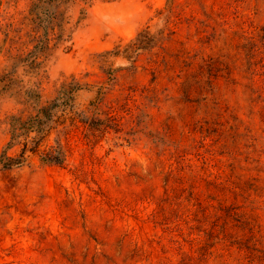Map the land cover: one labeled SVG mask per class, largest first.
Masks as SVG:
<instances>
[{"label":"rangeland","instance_id":"rangeland-1","mask_svg":"<svg viewBox=\"0 0 264 264\" xmlns=\"http://www.w3.org/2000/svg\"><path fill=\"white\" fill-rule=\"evenodd\" d=\"M35 2L0 0V152L30 83L90 123L0 170V264H264V0H75L48 47Z\"/></svg>","mask_w":264,"mask_h":264},{"label":"trees","instance_id":"trees-1","mask_svg":"<svg viewBox=\"0 0 264 264\" xmlns=\"http://www.w3.org/2000/svg\"><path fill=\"white\" fill-rule=\"evenodd\" d=\"M74 4L75 0H36L33 13L42 34L35 44H46L48 47V44H68L71 41L74 30L71 26L70 9ZM141 34L142 32L139 33ZM40 51V46L36 45V50L22 60L27 61L24 65L36 75L41 74L43 70L40 57L44 54ZM116 53H119V50H110L105 54ZM82 89V83L74 76L61 82L56 95L42 104L38 84L34 82L26 88L22 87L23 101L33 106V110L27 115L12 113L8 116L10 140L6 149L0 152V170L24 166L33 155L39 156L42 163L63 165L68 157L67 144L59 137L55 139L54 144L45 147L44 144L53 131H58L59 134L63 129L65 134L68 133V127L78 119L90 123L88 118L80 116L75 110L77 94ZM68 119L71 123L65 125ZM61 125L62 129L59 128ZM16 146L19 147L18 153H9V150Z\"/></svg>","mask_w":264,"mask_h":264}]
</instances>
